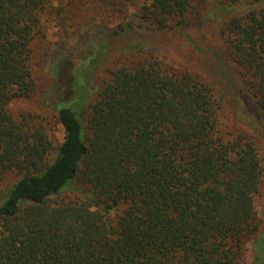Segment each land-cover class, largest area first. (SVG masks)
Instances as JSON below:
<instances>
[{
  "label": "trees",
  "instance_id": "obj_1",
  "mask_svg": "<svg viewBox=\"0 0 264 264\" xmlns=\"http://www.w3.org/2000/svg\"><path fill=\"white\" fill-rule=\"evenodd\" d=\"M81 1L0 0V182L17 176L0 187V264H239L248 238L251 264H264L254 207L263 169L252 138L264 136V7L255 9L264 0L218 10L230 15L225 33L238 66L230 88L247 132L223 134L224 96L154 47L113 50L133 31L191 26L196 0H126L140 2L126 24L95 26L90 42L65 44L49 63L43 104L63 129L56 145L40 118H16L10 105L35 89L42 16L70 21ZM113 55L122 62L109 70Z\"/></svg>",
  "mask_w": 264,
  "mask_h": 264
},
{
  "label": "rangeland",
  "instance_id": "obj_2",
  "mask_svg": "<svg viewBox=\"0 0 264 264\" xmlns=\"http://www.w3.org/2000/svg\"><path fill=\"white\" fill-rule=\"evenodd\" d=\"M255 0H196L188 12L187 21L191 23L179 32L166 31L163 34L145 33L141 30L133 31L121 38L120 44L116 42L113 50L119 51L133 43L143 42L147 47L152 46L157 50L159 58L167 65L178 70L189 72L213 88L215 96H224L223 106L218 113V125L223 134L231 137L244 134L247 129L239 124L241 117L245 118L241 106L237 105L235 96L232 95L230 81L235 80L233 72L238 69L228 45L225 33L228 14L218 10L235 6L234 13L243 11L244 5L256 4ZM56 6V3H54ZM256 4V8L264 5ZM140 2H127L126 0H83L74 2L69 8L70 21H60L56 13L46 12L42 16L44 38L34 45L32 70L35 80V89L29 98L19 99L10 105V111L18 118L21 114H29L40 118L48 137L56 145L63 139V129L57 117L46 110L43 98L52 85L53 78L49 73V63L56 51L65 46L90 42L97 34L95 26L99 28H113L118 24H126L131 15L136 13ZM232 16V15H231ZM197 23V24H194ZM88 46V44H87ZM122 62V57L112 56L108 61V69L112 70L116 64ZM109 75L106 71L95 77L91 100L95 101L101 84ZM239 122H238V121ZM238 122V123H237ZM253 136V135H252ZM258 149L260 166L263 177L254 197L256 217L264 224V136L261 139L252 137ZM14 173H7L0 182V187L16 179ZM74 199L76 193L69 194ZM114 222V214L110 215ZM252 239L248 238L242 247L239 264H251L254 258L251 249Z\"/></svg>",
  "mask_w": 264,
  "mask_h": 264
}]
</instances>
